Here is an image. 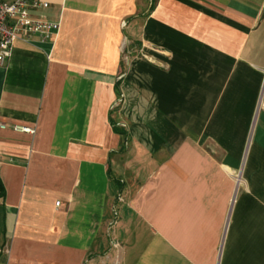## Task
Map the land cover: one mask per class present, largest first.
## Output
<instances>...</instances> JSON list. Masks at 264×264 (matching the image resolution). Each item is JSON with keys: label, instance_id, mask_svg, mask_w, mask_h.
I'll return each instance as SVG.
<instances>
[{"label": "crops", "instance_id": "crops-1", "mask_svg": "<svg viewBox=\"0 0 264 264\" xmlns=\"http://www.w3.org/2000/svg\"><path fill=\"white\" fill-rule=\"evenodd\" d=\"M38 12L0 66V264H264V0Z\"/></svg>", "mask_w": 264, "mask_h": 264}, {"label": "built area", "instance_id": "built-area-1", "mask_svg": "<svg viewBox=\"0 0 264 264\" xmlns=\"http://www.w3.org/2000/svg\"><path fill=\"white\" fill-rule=\"evenodd\" d=\"M51 2L52 0H0V66L6 62L17 39L28 40L33 34H38L41 39L46 40L57 35L60 23L38 12L49 8ZM13 128L28 133L36 131L34 126L21 123L14 124Z\"/></svg>", "mask_w": 264, "mask_h": 264}, {"label": "trees", "instance_id": "trees-1", "mask_svg": "<svg viewBox=\"0 0 264 264\" xmlns=\"http://www.w3.org/2000/svg\"><path fill=\"white\" fill-rule=\"evenodd\" d=\"M2 188H3V187H2L1 182H0V191H2Z\"/></svg>", "mask_w": 264, "mask_h": 264}]
</instances>
